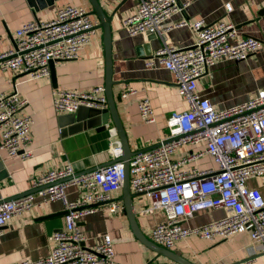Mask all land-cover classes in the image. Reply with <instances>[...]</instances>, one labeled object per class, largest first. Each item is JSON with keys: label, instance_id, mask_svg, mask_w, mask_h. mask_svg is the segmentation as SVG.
<instances>
[{"label": "built area", "instance_id": "1", "mask_svg": "<svg viewBox=\"0 0 264 264\" xmlns=\"http://www.w3.org/2000/svg\"><path fill=\"white\" fill-rule=\"evenodd\" d=\"M189 4V0H139L136 11L124 20L130 35L147 33L162 37L176 26H188L195 32L192 45L185 48L165 45L146 60V67L159 64L175 75L178 92L189 109L171 114L169 136L161 139L158 146L129 159L130 185L134 192L151 197L142 213L155 210L165 213V220L152 230L156 244L172 249L178 240L191 235L214 239L247 232L252 240L251 249L258 247L264 254V197L258 188L247 184L251 178L264 176V88L250 100L221 110L198 93V81L210 73L211 67L223 60H246L261 47V41L239 37L237 27L225 21L211 25L204 20L170 23ZM99 25L100 20L82 6L59 7L49 21L22 24L16 31L15 47L0 53V66L3 70L24 72L30 80L48 76L51 61L78 59ZM134 93L136 90L131 87L122 92V97ZM28 103L17 89L9 94L0 93V150L22 160L34 156L31 147L34 119L30 114H19ZM53 105L57 111L66 113L81 107H108L104 86L82 92L56 89ZM139 110L143 121L156 120L149 98L139 102ZM204 142L205 153L213 157L218 169L183 167L203 152L190 153L181 160L172 158L179 147ZM110 151L112 163L80 172L68 162L35 178L30 190L36 191L13 199L0 198V234L11 218L34 206L59 200L65 207L66 227L54 233L51 253L23 264H118L111 235L100 237L91 249L85 246L86 237L80 225L98 205H106L114 215L125 209L114 196L125 180L124 162L118 160L123 155L120 140L112 144ZM71 186L82 189L72 201L66 193ZM220 207L227 209L225 217L195 228L184 226L196 213ZM249 262L247 259L234 264Z\"/></svg>", "mask_w": 264, "mask_h": 264}, {"label": "crops", "instance_id": "2", "mask_svg": "<svg viewBox=\"0 0 264 264\" xmlns=\"http://www.w3.org/2000/svg\"><path fill=\"white\" fill-rule=\"evenodd\" d=\"M111 20L113 93L120 117L125 126L134 152L148 149L167 138L168 117L173 112L189 109L188 102L179 94L175 75L156 64L145 63L165 45L185 48L195 41V32L188 26H176L162 37L138 33L130 35L124 23L138 6L139 0H98ZM183 12L175 14L172 22L204 20L211 25L219 21L233 23L239 37H253L261 41V47L246 60H223L210 68V73L198 81V93L207 97L213 106L225 109L246 102L264 88V0H189ZM76 5L86 8L94 19L90 0H0V53L15 47L17 29L28 21H49L56 16L59 7ZM231 6V10L228 9ZM99 20V19H98ZM103 28L96 34L74 60H58L52 75L30 80L28 74L0 66V93H12L17 89L20 97L29 103L19 114H30L34 119L31 129L34 156L28 159L12 158L0 150L2 166L0 173L8 176L0 181V198H13L31 189L32 181L50 169L70 162L77 171L96 169L113 161L111 146L120 140L111 119L106 127H84L63 135L60 118L70 114L57 111L53 105L54 91H90L104 86L106 80V57ZM134 88L136 93L122 97V92ZM149 98L156 120L145 122L139 110V102ZM77 124H69L66 129ZM206 143L183 145L172 155L181 160L190 153L203 152L197 159L187 162L184 168L218 169L210 154L205 153ZM249 187L258 188L264 197V176L247 181ZM78 186L66 190L69 200L80 195ZM134 194L133 205L136 221L142 233L150 240L155 225L165 220L162 210L144 214L142 209L150 204L147 193ZM115 198L124 204L123 188L116 191ZM40 199L37 195L36 200ZM121 199V200H120ZM125 205V204H124ZM65 207L62 201H53L42 207L11 218L0 234V264H23L28 260L47 257L53 247V235L66 227ZM228 214L225 208H210L196 213L184 222V226L199 227ZM85 234V246L95 248L100 237L109 234L114 241L115 260L118 264H184L157 253L145 245L134 233L126 209L114 215L106 205H98L94 213L80 222ZM247 232L236 233L228 238L204 239L197 235L180 239L170 249L192 264H234L250 259L249 264H264V254L258 247L252 248Z\"/></svg>", "mask_w": 264, "mask_h": 264}, {"label": "water", "instance_id": "3", "mask_svg": "<svg viewBox=\"0 0 264 264\" xmlns=\"http://www.w3.org/2000/svg\"><path fill=\"white\" fill-rule=\"evenodd\" d=\"M93 6V13L98 17L100 20V27L103 28V41L105 46V57H106V80H105V93L107 97V105L106 109H98L93 107H81L78 111L62 115L60 118L61 125H62V133L63 135L67 132H76L81 130L84 127H106V124L109 122V119L115 125L116 131L119 135L121 147L123 149V155L118 159L124 162L125 165V180L123 185V201L125 204V209L130 219L132 228L136 236L147 246L151 249L155 250L157 253H162L168 255L169 257L175 258L184 264H192L189 263L186 259H183L181 256L177 255L173 251L163 246L156 244L154 241L148 239L141 231L136 221L134 205H133V197L134 194L131 192V185H130V173H129V159L138 152L146 151L148 149L154 148L159 145L155 144L148 149H143L137 152H134L131 148L130 141L123 124V121L120 117L116 99L113 93V60H112V32H111V20L114 14L108 15L101 3L98 0H90ZM151 37H156L155 34H152ZM58 61V60H56ZM56 61L50 62V69L51 75L55 80V71H54V64ZM73 128L66 129L65 126H69V124H77ZM107 128V127H106ZM110 161L109 163H112ZM107 163V164H109ZM2 166L0 160V167ZM93 170V169H91ZM7 173H0V181H2L5 177H7ZM34 190L26 191L20 195H17L13 198H17L23 195H26L30 192H34ZM9 198V199H13ZM66 213V212H65Z\"/></svg>", "mask_w": 264, "mask_h": 264}, {"label": "rangeland", "instance_id": "4", "mask_svg": "<svg viewBox=\"0 0 264 264\" xmlns=\"http://www.w3.org/2000/svg\"><path fill=\"white\" fill-rule=\"evenodd\" d=\"M170 116H171V114L169 115V117H170ZM169 117H168L167 119H169ZM167 125H168V123H167ZM169 130H170V129H169V126H168V129H167V131H166L167 134H169ZM172 158H173V157H172Z\"/></svg>", "mask_w": 264, "mask_h": 264}]
</instances>
